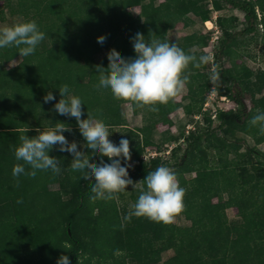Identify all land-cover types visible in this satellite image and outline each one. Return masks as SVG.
Masks as SVG:
<instances>
[{
  "label": "trees",
  "instance_id": "16d2710c",
  "mask_svg": "<svg viewBox=\"0 0 264 264\" xmlns=\"http://www.w3.org/2000/svg\"><path fill=\"white\" fill-rule=\"evenodd\" d=\"M0 1L4 4L0 7V20L4 17L3 8L12 7L11 14L24 19L19 23L35 21L39 31L45 33L44 40L37 45L34 54L27 57L21 55L20 63L14 67L6 68L3 65V52L10 48L19 49L15 46L0 48V225L5 224L1 223L2 210H6V215L10 211L16 218L9 225L13 232L18 228L17 234L25 236L21 242L27 250L48 252L52 244L48 237L54 236L60 246L59 257L68 256L70 264H77L76 257L82 251L98 254L96 257L92 255L93 259L96 258L95 262L88 259L81 264H123L120 257L115 259L116 254L123 252L135 264H157L160 262V253L164 250L173 251V256L164 264H264V154L250 150L256 162L250 169L240 170L239 177L235 179L237 183L226 185L224 182V186L219 185V179L223 180L226 176L227 179L229 176L231 178L235 173L233 169L226 168L205 169L207 172L200 177L185 179V174L202 167L200 153L203 151L200 150L197 154L191 152L195 144L203 142L208 150L215 148L214 145L218 142L215 131L225 134L229 128L245 127L248 114L239 85L250 79L251 70L245 66L236 67L234 62L229 68L221 66L216 72L218 80L232 85L234 94L231 99L236 106L235 110L217 111L212 106L213 120L217 119L219 122L215 129L203 128L188 132L182 154L174 156L175 148L169 151L173 156L171 162L156 156L144 163L141 155L147 147L159 149L162 145L166 148L168 146L164 140L176 141L174 138L154 140L152 136L157 124H169V116L176 110L183 109V105L174 98L167 104H157L159 110L152 112L147 107L137 108L131 102L116 100L109 89L98 87L99 74L95 67L96 55L102 54L101 66L107 68V54L112 49L121 58L134 59L136 53L132 39L138 32L143 34L146 41L157 39L175 43L186 54L199 58L209 36L194 31L171 40L167 37L168 30L179 23L188 26L191 23L188 15L192 13H197L199 20L205 23L211 20V11L218 12L224 6H230L243 14L245 27L240 32H225L222 39H217L219 47L213 57L222 64L226 51L234 59L233 46L237 36L252 35L260 25L263 26L264 0L259 3L251 0ZM133 7L139 8L137 16L129 12ZM59 27L67 29L58 31ZM100 36L106 38L103 44L97 42ZM192 48L196 50L190 52ZM203 70L204 64L199 68L189 64L185 72L189 76L185 84L188 98L197 111L202 109L209 89L208 85L203 84L206 78ZM65 84L69 86L68 95L79 97L83 103L82 119H87L89 112L108 129H127L126 121L121 116V106L126 103L131 105L133 114L142 115L143 126L135 131L125 130L128 135L122 136L130 142L129 163L132 167L128 169L129 178L132 181L143 180L159 166L170 168L177 174L179 186L185 189L183 215L191 222L190 226H164L163 222L158 223L148 218L129 220L126 219V213L121 217L118 215L113 200L97 203L90 200L94 179H83L81 172L73 171L71 154L59 151L58 145L53 147L49 155L60 161L59 174L50 169L38 171L39 175H45L40 183L37 175L35 178L24 174L13 176L12 170L16 164H22L26 172L31 170L22 160L15 158V148L21 143L19 137H35L58 123H64L72 129L71 132L62 134L69 143L77 142L78 148L84 151V156L90 158V162L99 163L103 159L105 163H110L107 157H101L86 148L74 117L59 115L54 110L55 103L61 98L59 88ZM49 91L56 99L44 103L43 98ZM217 95L220 96V92ZM185 109L186 112L190 111L188 107ZM210 110L206 112L210 113ZM204 115L211 124V117L207 113ZM120 139L116 145H119ZM13 178L18 179V182L14 183ZM191 184H195L197 188L192 197L187 188ZM52 185H58L65 200L58 202L54 199V193L49 188ZM35 186L38 195L43 198L37 205L29 195V189H34ZM229 188L233 191L229 192ZM217 191L228 194L230 205L237 209L241 217L240 224L229 226L223 212L211 207V199L217 197ZM96 209L101 214L94 215ZM30 211H33L32 215H29ZM49 215L50 219H56V223L53 222L52 230L46 232L44 223ZM88 233L93 234V242L86 244L82 241L81 234ZM0 241L5 248L7 243L1 238ZM158 242L163 243L162 248L154 249L153 244ZM10 255L11 252L7 250V254L0 256V260Z\"/></svg>",
  "mask_w": 264,
  "mask_h": 264
},
{
  "label": "rangeland",
  "instance_id": "374dc122",
  "mask_svg": "<svg viewBox=\"0 0 264 264\" xmlns=\"http://www.w3.org/2000/svg\"><path fill=\"white\" fill-rule=\"evenodd\" d=\"M15 2L19 0H14ZM244 1V0H237ZM255 3H259L261 0H251ZM3 1H0V7H3ZM16 9V6L13 7ZM12 7L10 9L3 8L4 17L3 20H0V29L4 27H11L19 22H22L24 19L19 15L11 14ZM129 12L137 16L139 13V8H130ZM259 13V12H258ZM261 15V14H260ZM259 15V17H260ZM189 23L188 26H185L183 23L177 24L175 27H171L168 30L167 37L171 40H176L186 34L193 33L194 31L199 32L202 35L209 36L208 43L204 49L201 50V55H207L210 57V60L207 64H204V74H206V78L203 80V84L208 85V91L205 94L204 102H212V106L217 111H229L235 110L236 106L233 103L231 97L234 94L232 85L230 83H221L218 79L214 80L213 74L216 73L221 66H225L229 68L232 62L235 63V66H245L252 72V76L248 80H244L242 85L240 86V90L243 95V99L246 104V114L245 118V127H232L226 130V133L223 134L221 131H215V138H218V142L214 145L215 148L207 149L206 144L200 142L195 144L191 149L193 154H197L198 151L202 150L200 153L202 155L200 159L201 169H197V171L193 173L185 174V179L190 180L192 178H198L207 170L212 169H221L226 168L227 170L233 169L235 172L233 177L227 179L220 180L219 185L226 182V185L229 183L232 184L236 182L235 179L239 177V172L243 168L250 169L253 164L256 162V158L250 152V150L261 152L264 154V134L260 132V126L257 124L253 126L250 124V120L252 117L257 115L258 113L264 110V24L263 26H259L258 30L252 35H240L234 41V59H231V53L226 51L224 56L222 57L220 64L218 61L214 59L215 52L219 47V43H217V39H222L223 34L225 32H240L245 27L243 14L236 9H233L230 6H224L223 10L215 12L211 11V22L212 28L208 29L205 23H202L197 13H192L188 15ZM262 18V16H261ZM193 22V23H192ZM66 27H59L58 31L66 30ZM196 48L190 49V52H194ZM102 54L96 55L97 65H102ZM3 65L6 68H11L20 63L22 57L19 55V51L15 48L6 49L3 52ZM237 88V86L235 87ZM239 89V88H238ZM220 92V96L217 94ZM111 93V92H110ZM109 94V92H108ZM222 98V99H220ZM176 102H180L183 105V109H178L173 112L169 116V124L166 122H161L157 124L156 130L153 131V138H174L176 141L168 142L164 140V143L167 144L168 147L164 148L162 145L159 149L155 147H147L143 154L141 155V160L144 163H147L149 160V153L157 154L159 158L163 161L171 162L173 156L169 154V151L175 148V155L179 156L182 154V151L185 147L186 137L188 132H192L193 130H202L203 128L215 129L219 122L216 120H212V116L214 115V111H212L210 107V113L203 112L202 109L200 111L193 109V102L188 98V91L186 87H184L183 91L175 98ZM186 107L190 110L186 112ZM208 114L211 120V124L209 123L207 117L204 114ZM121 116L125 119L127 129H108L109 130V139L116 143L122 136L128 135L125 130H137L138 128L143 126V117L140 114H133L131 110V105L126 103L121 106ZM226 129V128H225ZM113 130L114 132H111ZM126 133V134H125ZM148 150V151H146ZM199 156V155H198ZM207 169V170H205ZM242 172V171H241ZM176 177L177 174L175 173ZM39 183L42 182L45 175H39L37 173ZM204 176V175H203ZM91 180L94 178H90ZM227 179V180H226ZM14 183L18 182V179H12ZM136 183L134 186L129 185L123 192L117 193V199H114L116 211L118 215L121 217L123 213H128L132 210V205L136 203L139 195L142 191L146 190V183L143 180L133 181ZM237 183V182H236ZM36 186L29 189V195L35 201V205L42 201V197L38 195V192L35 190ZM51 191L54 193V199L58 202L65 200L66 198L60 194L58 185H52L49 187ZM188 193L190 196L195 195V184L187 185ZM233 191L232 188H229V192ZM219 194V196H218ZM216 196V195H215ZM110 200H102L97 199V202H105ZM200 201V200H199ZM211 207L215 210H220L224 214V219L229 226H233L235 224L241 223V217L236 208L232 207L228 201V194L226 192H218L217 197H213L211 199ZM28 208V207H27ZM2 221L1 223H5L0 225V238L4 240L7 244L4 248L3 242L0 241V256H5L7 254V250L11 252V255L6 257L3 260H0V264H57L59 259L58 249L59 243L56 241V237L50 236L48 237V241H52L49 249L46 252L45 250L34 251L27 250L24 243H22L21 239L25 238L21 237L17 234L18 228H16L15 232H13L12 227L9 223L12 220H15V216L11 215L10 211L6 215V210H2ZM33 211L29 212V215H32ZM105 213V211L103 212ZM110 213V212H109ZM94 215L101 214V212L96 209L93 213ZM7 216V217H6ZM51 215H49L45 221V230L46 232H50L52 230L53 222L56 223V219H50ZM137 218L138 220H145L146 217H131ZM47 223V224H46ZM168 224H164L167 226ZM171 225L175 227H188L191 225V222L188 221L183 215V211L174 218V222ZM84 231V230H83ZM85 232V231H84ZM49 234V233H47ZM82 241L86 244L93 242V234H81ZM143 244V242H141ZM163 243L158 242L154 243V249L162 248ZM98 253L90 254L89 252H84L77 255V264H81L85 260H91V262H95L96 258L93 259L92 255H97ZM173 256L172 250H164L160 253V262L157 264H164ZM120 257L123 260V264H135L134 260H131L126 252L119 253L115 255V259Z\"/></svg>",
  "mask_w": 264,
  "mask_h": 264
},
{
  "label": "clouds",
  "instance_id": "9594fccd",
  "mask_svg": "<svg viewBox=\"0 0 264 264\" xmlns=\"http://www.w3.org/2000/svg\"><path fill=\"white\" fill-rule=\"evenodd\" d=\"M45 33L39 31L35 21L15 24L0 29V48L15 46L19 55L27 57L34 54L37 45L44 40ZM104 36L97 38L103 44ZM136 57L134 59L121 58L120 54L112 49L107 54L109 61L107 68L95 66L99 74V85L109 89L116 100L133 103L137 108L147 107L149 111L156 112L157 104H167L176 98L184 89L189 80L185 74L189 64L199 68L207 64L210 57L186 54L175 43L161 42L157 39L146 41L141 33H136L132 39ZM214 80L218 73H214ZM60 99L54 105V110L62 116L74 117L86 148L107 157L110 163L103 159L96 163L84 156V151L78 148L77 142L69 143L62 134L71 132L70 127L58 123L54 128L40 132L35 137L27 135L19 137L21 143L15 148L16 160L23 161L30 166L25 171L22 164L13 167L12 174L19 177L21 174L35 178L38 171L51 170L55 174L60 172V161L49 155L55 145L59 151L68 152L72 156L71 168L83 174V179L94 178L89 199L95 201L117 199V193L123 192L134 183L129 178L128 169L132 167L130 142L121 138L119 145L109 139L108 127L99 119H95L87 112V119H82V101L77 96H69V86L59 88ZM56 97L49 91L43 98L44 103L54 101ZM250 124H259L260 132L264 134V112L251 118ZM122 158V159H121ZM123 160V164H122ZM146 190L142 191L138 200L132 205V210L126 219L131 217H146L151 221L171 224L174 218L184 210L183 197L185 189L179 186L175 173L168 167L159 166L148 173L144 179ZM22 201H18L21 203ZM57 264H70L68 256L59 257Z\"/></svg>",
  "mask_w": 264,
  "mask_h": 264
},
{
  "label": "built area",
  "instance_id": "2783aa9c",
  "mask_svg": "<svg viewBox=\"0 0 264 264\" xmlns=\"http://www.w3.org/2000/svg\"><path fill=\"white\" fill-rule=\"evenodd\" d=\"M220 99H222V98H220ZM211 106H212V102H210V101L204 102L203 107H202V111H204V112L208 111ZM213 119H214V115L212 116V120ZM146 151H148V150H146ZM156 155L157 154H155V153H151V154L149 153V159L156 157Z\"/></svg>",
  "mask_w": 264,
  "mask_h": 264
},
{
  "label": "bare ground",
  "instance_id": "6f19581e",
  "mask_svg": "<svg viewBox=\"0 0 264 264\" xmlns=\"http://www.w3.org/2000/svg\"><path fill=\"white\" fill-rule=\"evenodd\" d=\"M205 24H206V26H207L208 29H211L212 28V24L210 22L207 21V22H205Z\"/></svg>",
  "mask_w": 264,
  "mask_h": 264
},
{
  "label": "crops",
  "instance_id": "0c3cea01",
  "mask_svg": "<svg viewBox=\"0 0 264 264\" xmlns=\"http://www.w3.org/2000/svg\"><path fill=\"white\" fill-rule=\"evenodd\" d=\"M208 22H210V23L212 24V22H211V21H208Z\"/></svg>",
  "mask_w": 264,
  "mask_h": 264
}]
</instances>
